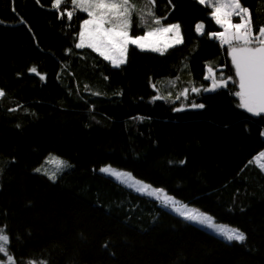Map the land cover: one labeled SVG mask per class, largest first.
Masks as SVG:
<instances>
[{
	"label": "trees",
	"instance_id": "obj_1",
	"mask_svg": "<svg viewBox=\"0 0 264 264\" xmlns=\"http://www.w3.org/2000/svg\"><path fill=\"white\" fill-rule=\"evenodd\" d=\"M240 3L258 34L264 0ZM150 9L161 24L181 25L183 44L163 54L131 46L116 67L76 47L89 16L71 0L59 8L0 0V230L15 264H264V171L254 162L264 117L239 106L229 45L209 35L222 30L210 5L154 0ZM156 27L135 15L130 34ZM209 68L231 77L227 88L205 92ZM50 156L71 165L56 181L36 171ZM104 166L164 189L245 241L184 220Z\"/></svg>",
	"mask_w": 264,
	"mask_h": 264
},
{
	"label": "snow or ice",
	"instance_id": "obj_2",
	"mask_svg": "<svg viewBox=\"0 0 264 264\" xmlns=\"http://www.w3.org/2000/svg\"><path fill=\"white\" fill-rule=\"evenodd\" d=\"M62 2L63 0H54V6L59 8ZM199 2L204 4L205 0H199ZM71 3L81 11L87 12L90 17L83 22V29L79 33V43L76 44V47H84L87 37V46L99 52L104 59L111 60L113 66L116 67L125 62L124 53L129 44L144 49L149 37L163 35L173 30L178 33L180 28L178 24L163 26L161 18L156 17L151 9L141 14L130 4V0H71ZM148 5H154V0H146L145 6ZM133 12L137 13V19L145 25L155 24L158 27L146 30L142 35H131L130 20ZM66 14L71 18V11L66 10ZM233 14L239 16L240 21L232 23L230 17ZM145 15L152 17L151 21H146ZM212 15L224 31L209 33V35L218 37L222 44L229 45V55L238 77L239 91L235 92L234 95L239 98V106L253 115L264 114V26H260L258 34L253 36L250 11L241 5L240 0H218ZM105 24L111 26L105 27ZM202 27V25H197V30L199 31ZM230 29H234V31H230ZM179 39L177 35V40L179 41ZM233 40L241 42L240 45L233 46ZM253 44L255 46H250ZM147 48L163 54L159 42L149 43ZM30 71L36 72L37 70L32 68ZM211 79L212 86L206 88V91L226 86L225 80L217 81L214 76ZM192 90L199 91L196 88ZM4 94L3 90H0V97ZM192 106L204 107L203 104L195 103ZM179 110L181 109H177V111ZM260 155L264 156V153ZM60 166H64L63 161H60ZM36 171L39 172L40 169H36ZM101 171L107 170L101 169ZM49 179L54 180L55 174L49 176ZM186 218L190 219V217ZM223 235L229 242L233 240L243 242L246 239L244 233L238 229L224 232ZM7 243V235L2 234V230H0V254L7 257V261L0 260V264H15L13 257L7 250Z\"/></svg>",
	"mask_w": 264,
	"mask_h": 264
},
{
	"label": "rangeland",
	"instance_id": "obj_3",
	"mask_svg": "<svg viewBox=\"0 0 264 264\" xmlns=\"http://www.w3.org/2000/svg\"><path fill=\"white\" fill-rule=\"evenodd\" d=\"M217 2H218V0H205L204 4L210 5L213 8V10H214V7L216 6ZM130 4L133 7H135L138 11H140L141 14L146 13L151 7V5H148L147 7L145 6L146 0H130ZM83 12H85V11H83ZM85 13H87V12H85ZM135 15H137L136 12H133L132 15H131L130 31H131V26H132V23H133V18H134ZM88 19H90V17ZM230 20H231L232 23H236V22L240 21V17L235 15V14H233L230 17ZM162 25L163 26H167V25H164V24H162ZM178 25L180 26L178 33H177L176 30H173L172 32L164 33L163 35L149 37L148 41H146V47L144 49H141L140 47H137L136 45L129 44L127 46L126 52L124 53V61L125 62L119 64V66H121V65H123V64H125L127 62L128 51H129V48L131 46H134V47L139 48L141 50L151 51V50H148L147 44L159 42V45L161 47L162 52L165 53L170 48L182 45L183 42H184V35H183V30H182L181 25L180 24H178ZM198 25H202L203 26L199 31L197 30L198 34H200V35L205 34L206 33V25L204 23H199ZM110 26L111 25H109V24H105V27H110ZM82 29H83V25H82ZM221 29L222 30L220 32H223L224 29L222 27H221ZM230 31H234V29H230ZM177 35L180 38L179 41L177 40ZM253 36H255L254 32H253ZM212 37H215V36H212ZM240 43L241 42L236 41V40H233V42H232L233 46L240 45ZM254 45L255 44L250 45V46H254ZM81 48H89L87 46V37H86L85 46L81 47ZM95 52H97V51H95ZM152 52H154V51H152ZM156 52L157 53H161L159 51H156ZM97 53L99 54V52H97ZM108 61L111 62V60H108ZM34 73H37V71L34 72ZM213 76L217 79V81L225 80L227 82L226 86H224V87H216L215 90H212V91H206L205 90V92H216L219 89L228 87L229 79H225V78L224 79H220V78H218V76L215 73V71L212 70L211 68H209L208 69L207 79L210 81V86H208L207 88H210L212 86L211 77H213ZM193 93H197V92L194 91ZM188 94H189V92H184V93L181 94L182 99H185L183 102H181L182 103L181 104L182 105L181 109L190 108V105H188L187 103H184L185 101L187 102ZM2 97H0V99ZM193 108L195 109L196 107H193ZM261 153H264V151L261 152ZM260 154H258L255 157L254 162H255V164H257L264 171V156H261ZM60 161L64 162V166L63 167L60 166ZM70 168H71V165L68 162H66L65 160H63V159H61V158H59L57 156H50L46 160V163L42 167L39 168L40 171L38 173H40V174H42L44 176H47L48 178H49V176L55 174V179L53 181H56L62 174L67 172ZM102 169H106L107 170V171H100L102 174L112 177L117 182L123 184L124 186H126L129 189H132L133 191H135L136 193H138L140 195L149 197V198H151L153 200H156V201L160 202L164 207L167 208V210L171 211L175 215L183 218L184 220H186V221H188V222H190V223H192V224H194L196 226H199V227L209 231L210 233L218 236L219 238H221V239H223V240H225L227 242H229V241L225 238L223 233L224 232H230L232 229H237V228H235L233 226L217 222V220L214 217H212L211 215H209L207 213H204L203 211H201L200 209H198L196 207L183 204L180 200H178L175 197L169 195L167 193V191H165L164 189H160V188L154 187V186H152L149 183H146V182H144L142 180H139L136 177H134L131 173L127 172V171L115 168L113 166H104V167H102ZM186 217H190V219L186 218ZM239 231L242 232L241 230H239ZM245 237H246V235H245ZM231 242H239V241L233 240ZM2 261L6 262L7 260H2Z\"/></svg>",
	"mask_w": 264,
	"mask_h": 264
},
{
	"label": "water",
	"instance_id": "obj_4",
	"mask_svg": "<svg viewBox=\"0 0 264 264\" xmlns=\"http://www.w3.org/2000/svg\"><path fill=\"white\" fill-rule=\"evenodd\" d=\"M253 115V114H252ZM253 116H256V117H264V114H261V115H259V116H257V115H253Z\"/></svg>",
	"mask_w": 264,
	"mask_h": 264
}]
</instances>
